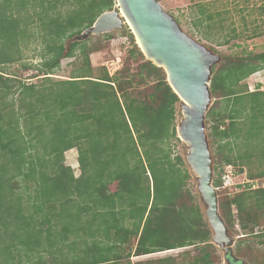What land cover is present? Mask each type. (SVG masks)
<instances>
[{
    "label": "trees",
    "instance_id": "1",
    "mask_svg": "<svg viewBox=\"0 0 264 264\" xmlns=\"http://www.w3.org/2000/svg\"><path fill=\"white\" fill-rule=\"evenodd\" d=\"M115 4L0 0V264H43L40 256L34 259L37 253L51 256L50 264H171L169 257L131 259L189 247L194 249L190 264L218 260L211 231L187 189L183 159L170 157L179 99L163 69L145 59L131 32L128 54L139 63L135 76L123 66L113 75L104 70L93 77L89 57L98 49L86 41L64 45ZM190 9L193 34L219 47L240 48L237 58L213 69L209 83L220 104L208 110L205 121L213 186H221L225 166L242 172L256 163L252 177L264 178V89L249 91L243 83L264 70V49L255 52L244 42L264 30L255 27L244 35L224 28L221 14L208 4ZM37 35L45 44L34 76L40 81L26 83L5 68L23 60L24 41ZM77 53L83 67L68 80L55 79L61 58ZM148 79L153 85L143 91ZM71 149L78 152V176L65 165L64 153ZM251 185L218 198L219 214L228 229L239 226V239H264V226L257 230L264 187ZM94 224L102 232L96 233ZM259 244L264 247V241Z\"/></svg>",
    "mask_w": 264,
    "mask_h": 264
},
{
    "label": "rangeland",
    "instance_id": "2",
    "mask_svg": "<svg viewBox=\"0 0 264 264\" xmlns=\"http://www.w3.org/2000/svg\"><path fill=\"white\" fill-rule=\"evenodd\" d=\"M157 2L160 4V6L164 11L170 14L177 21L181 29L186 34H188L194 40L198 41L199 43L211 49V51H213L220 57V62L213 67L214 70L219 69L228 60L237 58L240 55V48L229 47V46L219 47L193 34L191 32L192 29L190 24V20H191L190 13L191 11L193 13L195 12L194 9L192 10L190 9L191 7L197 4L199 5L200 3L208 4L209 9H211L213 12H219L221 14V18H223V27L227 28V30L230 27H235L240 31H246L243 32L244 35L250 34L253 28L255 27H259L260 30H264V23H263L264 0H158ZM114 8L117 10L119 9L117 3L114 5L113 9ZM61 10H63V8ZM20 13H23V11H21ZM243 18L247 21L246 29H244L243 26V22H244ZM251 21L253 24H251ZM254 21L256 24H254ZM32 29L37 31L38 34H41L40 29L36 26V24H34ZM129 32H131V29L129 28V24H127V22L125 21L123 28L121 30L106 33L109 35L108 38L104 36L105 34H102L97 36L90 35L84 40L87 42V46L89 48L98 49L97 52L92 53L89 57L90 64L92 67L93 77H100L103 74L104 70H106L109 73V75H113L116 71L122 69L123 66L127 67V70L131 75L135 76V74H137L139 70L138 60L131 59V57L128 54V51H130L132 45L130 42V37L128 35ZM244 37L245 36H242V39ZM73 41L74 40L69 39L64 42L66 49L69 46V44ZM134 42L136 43L135 37H134ZM244 42L247 45L248 49L254 50L255 52H259L264 49V35L257 38L252 37V39L247 38ZM233 43H242V41H232L231 44ZM44 46L45 44L38 35L36 37L28 39V41L27 40L24 41V46H22L21 48L22 54L24 55L23 60L21 62L13 63L7 66L5 68L6 73L15 74L22 81L26 83H39L40 80L35 79L34 76L37 75L36 69L39 67V65H41V63H43L42 55L45 52ZM66 51L67 50H65V52ZM24 64L28 66L26 68L22 67V65ZM81 67H83V57L78 55V53L74 57L64 56L60 60V68L56 72V75H54V78L61 80H68L70 77H72L75 74V71H77ZM146 83L147 85L142 88L143 91L149 90V87L153 85V80L148 79ZM243 83L247 84L249 91H254L257 87L264 89V70L250 76ZM58 92L62 93L60 90H58ZM132 94H134V92ZM216 101H217L216 98L212 97L210 108L212 106L220 105ZM181 119H182V115L181 112L179 111L178 104H176V112H175V120H174L175 129L177 125L180 123ZM176 138L170 139L169 142L170 157L173 160H175V157L177 155L181 156L183 159V155L186 152V146L181 140H179V138L177 137V133H176ZM64 157H65V165L72 167L74 174L78 176L80 172V168L77 160L78 159L77 150L73 149L65 152ZM182 168L186 169L190 175L189 180L187 182V189L193 195L192 197L196 198L197 203L199 204V207L201 209L202 215L205 219L204 208L199 201V196L196 189L197 186L196 177L188 169L185 163L183 164ZM257 172H258V167L256 163L251 164V166L248 168H244L242 172H240L239 168L235 166L223 167L221 173V186L217 188L218 198L219 199H223L226 197L231 198L236 193L241 192L243 190L242 186H245L247 183L252 184L251 186H253V188L264 187V178L252 177L256 175ZM225 179H229V181L227 182L225 181ZM85 185H87V183ZM77 224L80 225V223ZM94 225H93V229H98L95 231L96 233L102 232L103 227H99L98 225L94 226ZM263 226H264V215L260 218L259 228L257 230H261ZM229 232L235 241L232 247V253L235 258L241 260L244 264H264V247L259 244L260 241H264L263 238L257 236L256 237L250 236L245 239H239V237L242 236V231L239 229L238 225L235 226V230L229 229ZM239 241L243 244H241L239 249H237L236 244ZM216 253L218 256V260L216 261V264H227L222 251L217 248ZM193 254H194V249L192 247H189L185 249L157 252L148 256L133 257L131 260L133 262H136V261H144L147 259L158 260L161 258L169 257L173 259V263L171 264H190L191 257H193ZM34 256H35L34 257L35 260L40 256L41 260L43 261V264L51 263L52 258L47 253H37L34 254Z\"/></svg>",
    "mask_w": 264,
    "mask_h": 264
},
{
    "label": "water",
    "instance_id": "3",
    "mask_svg": "<svg viewBox=\"0 0 264 264\" xmlns=\"http://www.w3.org/2000/svg\"><path fill=\"white\" fill-rule=\"evenodd\" d=\"M115 1L118 10L101 13L72 40L84 41L90 35L121 30L125 21L129 24L141 53L163 69L169 87L179 99L182 119L176 133L186 146L183 161L196 177L211 243L222 251L227 264H244L233 256L235 241L219 214L217 189L213 186L214 163L206 133V114L212 100L209 83L220 57L186 34L156 0Z\"/></svg>",
    "mask_w": 264,
    "mask_h": 264
},
{
    "label": "crops",
    "instance_id": "4",
    "mask_svg": "<svg viewBox=\"0 0 264 264\" xmlns=\"http://www.w3.org/2000/svg\"><path fill=\"white\" fill-rule=\"evenodd\" d=\"M71 150H73V149H71ZM68 151H70V150H68ZM65 154V153H64ZM68 166V165H67ZM71 169H72V167H71ZM73 170V169H72ZM75 175V174H74ZM76 176V175H75ZM152 255V254H151ZM148 256V255H147Z\"/></svg>",
    "mask_w": 264,
    "mask_h": 264
},
{
    "label": "built area",
    "instance_id": "5",
    "mask_svg": "<svg viewBox=\"0 0 264 264\" xmlns=\"http://www.w3.org/2000/svg\"><path fill=\"white\" fill-rule=\"evenodd\" d=\"M225 181H227V182H228V181H229V179H225Z\"/></svg>",
    "mask_w": 264,
    "mask_h": 264
},
{
    "label": "bare ground",
    "instance_id": "6",
    "mask_svg": "<svg viewBox=\"0 0 264 264\" xmlns=\"http://www.w3.org/2000/svg\"><path fill=\"white\" fill-rule=\"evenodd\" d=\"M130 28V27H129ZM137 42V41H136Z\"/></svg>",
    "mask_w": 264,
    "mask_h": 264
}]
</instances>
